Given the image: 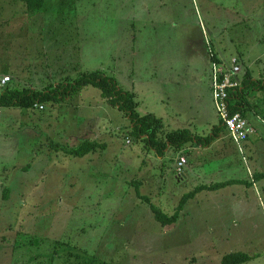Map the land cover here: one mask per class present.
Returning <instances> with one entry per match:
<instances>
[{"label": "rangeland", "instance_id": "rangeland-1", "mask_svg": "<svg viewBox=\"0 0 264 264\" xmlns=\"http://www.w3.org/2000/svg\"><path fill=\"white\" fill-rule=\"evenodd\" d=\"M210 48L224 64L237 58L241 79L264 80V0H44L33 14L23 0H0V80L18 74L19 88H43L101 71L163 133L206 137L218 125ZM44 106L1 109L0 264H220L230 251L264 264V176H253L264 174L260 117L245 115L256 133L244 154L215 142L157 157L95 87ZM85 140L103 148L79 159L56 148ZM225 178L249 185L198 192L173 224L155 220L151 205L172 215L186 193Z\"/></svg>", "mask_w": 264, "mask_h": 264}, {"label": "trees", "instance_id": "trees-1", "mask_svg": "<svg viewBox=\"0 0 264 264\" xmlns=\"http://www.w3.org/2000/svg\"><path fill=\"white\" fill-rule=\"evenodd\" d=\"M23 1L29 14H33L42 8L44 3V0ZM211 49L213 55L210 60L219 63V55L214 50V48ZM9 75L13 78V80L11 82L5 83L4 85H0L1 109L16 108L20 110H31L34 108V105L37 104H59L68 97H71L72 94H77V92L81 89L87 86H92L100 90L101 97L107 102V104L123 112L124 116L129 120V136L136 142H141L144 149L153 151L157 157L164 156L169 150H172L175 153L182 150L184 147L187 148L188 145L203 148L209 147L219 135L226 133L225 127L222 125L221 120H219L218 125L212 127L211 133L206 137L193 135L188 129H177L171 132L163 133V123L161 119L156 118L152 114L140 116L136 112L138 103L135 101L134 95L132 93L122 91L117 87L114 79L105 76L101 71L85 72L79 75L78 78L74 79L72 82L47 85L46 87L43 86L41 89L29 87V85L19 88L20 86H17L15 83V80L16 78H19V75ZM249 97L250 99L255 97V102L251 103ZM227 102L230 115L239 113L245 118V115L248 112L249 114L252 113L255 117H260L261 120L264 121V80L253 79L249 72H245L242 76L240 87L235 91L230 92ZM231 143L237 150V145L232 140ZM56 148L63 151L66 155L80 158L93 153L96 149L103 148V144L97 142L96 140H85L73 148L61 146H57ZM253 176L254 179L258 181L264 176V174L255 172ZM237 182L242 181L231 179L207 186H197L193 191L186 193L180 199L177 209L172 215L164 214L154 205H151V211L154 214L155 220L159 222L162 227L171 225L176 222L178 215L186 202L193 198L196 193L203 190L217 191L219 188L229 184H235ZM244 184L247 186L249 185L248 183ZM20 242L21 241L17 243L16 241L15 244L17 245H15V248L18 247ZM21 245H32L31 238L29 241H27V243H21ZM73 257L76 260L80 258V256L77 254ZM249 260H251V256L246 252H228L221 257L220 264H246ZM35 264H40V262Z\"/></svg>", "mask_w": 264, "mask_h": 264}, {"label": "built area", "instance_id": "built-area-1", "mask_svg": "<svg viewBox=\"0 0 264 264\" xmlns=\"http://www.w3.org/2000/svg\"><path fill=\"white\" fill-rule=\"evenodd\" d=\"M208 53L210 57H212L213 52L211 48L208 49ZM230 59L231 60L226 64H224L221 59L219 63L210 60L212 101L214 103L219 120H221L222 125L225 127L229 139L237 145L239 152H242L241 145L246 142L251 136H254L256 132L255 129L246 120V118L242 117L239 113L230 115L227 102L229 94L230 92L235 91L240 87L242 80L239 77L241 68L238 59ZM8 81V77H3L0 80V85H4ZM35 107L40 110L43 109V105L40 104L35 105ZM185 164V157L182 155L178 156L175 164L177 176L182 174V169Z\"/></svg>", "mask_w": 264, "mask_h": 264}, {"label": "crops", "instance_id": "crops-1", "mask_svg": "<svg viewBox=\"0 0 264 264\" xmlns=\"http://www.w3.org/2000/svg\"><path fill=\"white\" fill-rule=\"evenodd\" d=\"M31 83V82H30ZM38 83H40V82H38ZM29 87H35V86H31V84H29ZM37 89H41V88H39V87H36ZM70 97H68L67 99H69ZM62 103V102H61ZM45 110V106H44V108L42 109V110H40V109H38V108H36L35 106H34V108L33 109H31V110H25V111H31L32 113H35L36 114V112H38V114H40L39 112H42V111H44ZM10 111H11V115L13 116V115H15V113H13V112H16V111H23V110H20V109H16V108H10ZM35 120H36V117H35ZM41 120V119H40ZM63 131H65L66 132V130H64L63 129ZM64 135H65V138H69V137H71L72 139L71 140H73V138L75 137V135H76V133H73V132H66V133H64ZM217 143L218 142V144H221V148L223 149V150H228V153H229V151L231 150L232 152H235V151H239L238 149L236 150V148L234 147V145L231 143V140L229 139V137H228V135L226 134V135H219L218 136V138L216 139V140H214L211 144H210V146L209 147H198V146H191V145H188L187 146V148L190 150V151H196L198 148H203L204 149V151L205 150H208V149H210V147H212L213 145L212 144H214V143ZM66 144H67V142H66ZM249 144H251L250 143V138L246 141V142H244L243 144H242V152H239V153H242V154H244V152H246V150H250V146H249ZM67 146L68 147H70L68 144H67ZM73 147V146H72ZM58 151H60L59 153H64L63 151H61V150H58ZM65 154V153H64ZM189 155H190V152H189ZM75 158V157H74ZM79 159V158H78ZM249 159H250V157H249ZM250 165V164H249ZM254 170V169H253ZM262 174V173H261ZM262 178V177H261ZM234 180H238V179H236V178H233ZM228 180H231V179H227V178H225L222 182H224V181H228ZM256 181V180H255ZM259 181V180H258ZM258 181H256V182H258ZM250 183V182H249ZM210 185V184H209ZM207 186V185H206ZM203 191H207V190H203ZM202 192V191H201ZM211 231H212V229H210V231H208L207 233H211ZM229 243V242H228ZM227 243V244H228ZM231 252V251H230ZM254 257H252L251 256V260L253 259ZM251 260H249V261H251Z\"/></svg>", "mask_w": 264, "mask_h": 264}, {"label": "clouds", "instance_id": "clouds-1", "mask_svg": "<svg viewBox=\"0 0 264 264\" xmlns=\"http://www.w3.org/2000/svg\"><path fill=\"white\" fill-rule=\"evenodd\" d=\"M35 106V105H34ZM43 108H44V105H43ZM1 109V108H0Z\"/></svg>", "mask_w": 264, "mask_h": 264}]
</instances>
